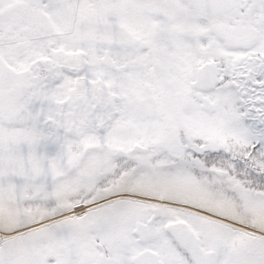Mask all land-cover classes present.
<instances>
[{
	"label": "snow or ice",
	"instance_id": "1",
	"mask_svg": "<svg viewBox=\"0 0 264 264\" xmlns=\"http://www.w3.org/2000/svg\"><path fill=\"white\" fill-rule=\"evenodd\" d=\"M0 264H264V0H0Z\"/></svg>",
	"mask_w": 264,
	"mask_h": 264
}]
</instances>
